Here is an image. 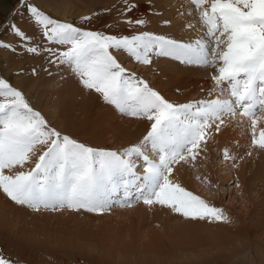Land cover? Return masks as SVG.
<instances>
[{
    "label": "snow or ice",
    "instance_id": "obj_1",
    "mask_svg": "<svg viewBox=\"0 0 264 264\" xmlns=\"http://www.w3.org/2000/svg\"><path fill=\"white\" fill-rule=\"evenodd\" d=\"M146 3L152 15L163 14L152 0ZM190 3L206 31L185 40L149 31L117 35L86 30L53 18L32 0H20L19 7L30 14L49 45L34 42L13 23L11 30L26 53L46 54L49 65H70L83 88L94 91L122 116L149 121L150 127L139 142L122 149L92 147L53 127L22 90L0 76V192L37 213L83 210L103 214L113 207L131 208L142 202L191 221L230 223L222 208L187 190L174 173L182 164L195 166L228 117L248 118L251 146L264 151V129L259 138L255 133L264 114V0ZM114 7L122 23L133 28L149 23L132 15L140 7L136 0H120ZM110 12H96L81 20L91 21ZM0 47L16 51L8 43ZM121 50L147 66L155 56L184 66L216 68L217 74L211 76L213 87L207 93L214 98L167 99L123 66L116 54ZM32 73L36 75L37 70L33 68ZM244 158L231 155L227 148L223 151V159L233 168ZM204 183L213 190L216 187L207 177ZM0 264L14 261L0 254Z\"/></svg>",
    "mask_w": 264,
    "mask_h": 264
},
{
    "label": "rangeland",
    "instance_id": "obj_2",
    "mask_svg": "<svg viewBox=\"0 0 264 264\" xmlns=\"http://www.w3.org/2000/svg\"><path fill=\"white\" fill-rule=\"evenodd\" d=\"M185 1L186 2H184V0H168L166 1V5H168V8L173 9L172 11L170 9L168 14H170L175 21L179 22L178 34H181L179 37L189 40V38L184 37L185 32L189 29L184 27L185 23H192L195 29H200L199 31L202 32L199 35L205 32L206 28L203 26L202 22L199 21V13L190 3V0ZM32 2L36 3L41 10L53 18L64 22L75 23L77 26L86 30L125 35L120 33L119 30L121 28H132L130 25L121 22L122 17H120L113 8L110 13L99 15L91 21H82L81 17L83 16L91 15L96 12L103 13L108 9L106 7L103 8V6H100V3L94 2V0L90 1V3L81 0L74 7H71L73 10H71L70 15H67V17L61 16L60 9L55 11L56 6L60 5L58 2L62 3L63 0H32ZM19 4L20 0H0V43L11 44L12 47L16 49V51L13 52L10 49L0 47V76L10 81L13 86L22 90L31 105L36 110L41 111L42 115L45 113V118L53 127H56L65 134L77 138L71 131L69 132L70 128H68V126L71 122L70 119H68V122L65 121V119H60L59 122H56V119L50 120L56 107L55 109L52 108V105H55V98L54 95L48 93L47 89L50 87L55 89H59L61 86L64 87L66 96L62 100V104L64 105V108H62L63 110L68 109V112L71 114L79 112L80 106L78 104L81 98L87 96L88 93L95 95L96 93L82 87L79 78L72 71L70 65H49L46 54H28L20 47L21 41L14 35L10 27L13 23L25 31L27 35L32 36L34 42L40 43L45 47L49 45L46 41L42 40L39 26L34 25L30 14L20 8ZM53 4L55 6H53ZM81 6L82 10L85 9V11H82L83 13L79 11ZM148 11L138 16V18L147 20L149 14H151L150 16H161L152 15L151 11H149L150 13ZM13 12L16 14L13 15ZM182 26L184 30H181L180 27ZM156 34L164 35L161 33ZM166 36L179 38L173 34H166ZM116 54L124 67L134 71L138 76L148 81L150 86L154 88V84L151 83L152 75L147 73L146 70L149 66L135 62L122 50L116 52ZM153 59V61L157 62L156 58L153 57ZM160 59L163 61H166V59L169 60V63L175 67L177 75H179V66H181V73L185 70L186 73L192 77L194 76L192 74L196 71L204 73L208 79H210L212 75L217 74L216 68L184 66L169 58L161 57ZM155 62H153V64ZM172 65L170 66L173 67ZM33 68L37 70L36 75L32 73L31 69ZM45 69H47V71ZM27 79H29V81ZM48 82L49 84H47ZM70 82H73V85ZM74 87L77 88V92L79 91L78 94L75 93V95L77 94L78 96L72 94L68 99V92L76 91ZM202 98L212 99L214 97L204 95L199 99ZM190 99L198 100L196 96H192ZM97 102L101 103L98 99ZM111 109L115 112L113 114L115 118L117 117L116 119L119 124L125 120H144L124 117L113 106H111ZM91 112L93 115H90V118L95 116L96 109H92ZM77 116L78 114L74 117L71 115V118L74 120L76 119V121H74L75 123L71 126L72 128L76 126V123L79 124ZM263 117L264 114H261L260 119H262V121L259 119L255 129L257 138H259L260 131L264 129ZM59 123H61V125ZM88 123V121L84 122L85 129ZM60 126H62L63 129L60 128ZM67 128L68 130H65ZM103 130L106 131L104 128ZM224 130L229 133H236L235 135L241 138L240 140L234 141V136L229 135V140L232 142L231 147L237 146V153L231 151V155L244 156V160L254 156L253 150L257 151L258 149L251 146L253 133L251 121L248 118L241 117V119H239L237 116L235 118L228 117L226 118L225 126H222V131ZM230 137L232 139H230ZM77 139L81 142L85 141L84 143L88 144L86 140H83L84 138L78 137ZM208 143L212 148L198 158L195 166L182 164L178 167V170L175 171L174 176L175 179H177L179 175L186 174L187 178L193 179V182L196 181L193 185L194 194L222 208L226 216L229 217L230 223L197 221L198 224L209 228L198 226L199 228L192 229L193 232L188 234L190 236L185 237V239H179L177 236H173L175 228L167 229L166 233L165 222L162 221L164 224H161L158 222V219H156L158 217V215H156L157 212L162 213L164 211L160 206L148 207L141 202L131 208L113 207L103 214L89 213L83 210L79 212L64 210L57 212L42 211L37 213L16 205L10 199V204L8 203V205L4 207L3 200L7 197L0 192V241L7 246L9 245L7 249L8 252L2 253L0 251V254L14 261V264H264V227H262V233L260 232L259 235L253 237L251 236L249 241L244 229L246 224H254L253 222L258 219H260L261 223L264 225V178L261 180L262 182L259 181V185L251 191V196H248L247 192H245L246 190L244 191L243 183L240 182L239 179L237 181L235 170L238 168H232L230 162L225 164L227 167L221 164L223 151H221L222 148L219 149L222 143L219 136L214 133ZM90 146L96 148L104 147L106 149H122L127 145H121L118 141L109 138L104 146ZM248 151L252 152L251 156L245 155ZM240 163L241 161L239 164ZM252 169L253 165L249 166L248 172L251 173ZM5 171L7 173V170ZM209 172H212L211 174L215 176V178L213 177V179H215L214 183L212 178L208 175ZM226 173L227 176L225 175ZM246 175H248V173H246L245 176ZM198 176L200 179H197ZM205 177L211 181L212 185H217H215L216 187L214 190L204 183ZM198 180L200 185L197 184ZM237 184H240L239 187L236 186ZM204 189L205 191H203ZM170 212L171 211L168 210L167 213L172 217L177 215ZM88 216H94L96 218L92 220V222H89V224H84ZM164 218L165 216L161 215V219ZM179 222L184 223L188 221L180 219ZM77 223H79V226H82L84 232H79L78 229H75L79 227ZM90 224L91 226L88 227ZM218 234L221 235V239L217 238ZM236 234L239 235V238ZM78 236V240L82 238L84 240L70 249L69 253L64 254L63 252L65 250L61 248L55 251L57 246L62 245V240H65L64 243H70L74 242ZM87 238H89V242L92 244L91 246L86 244L85 240ZM233 238H235L236 241L235 239L233 240ZM16 244L28 251L30 248L34 249L36 251L34 259H32L34 255H32V258H29L28 255L20 258L19 255L14 252ZM22 244L27 248H25L24 245L21 246ZM152 246H156V248L159 247L158 253L147 252ZM172 254H175L178 258L180 257L179 260H173V258H171ZM141 261H144V263Z\"/></svg>",
    "mask_w": 264,
    "mask_h": 264
},
{
    "label": "bare ground",
    "instance_id": "obj_3",
    "mask_svg": "<svg viewBox=\"0 0 264 264\" xmlns=\"http://www.w3.org/2000/svg\"><path fill=\"white\" fill-rule=\"evenodd\" d=\"M80 1L81 0H63L62 3L58 2L60 5L56 6L55 11H58L60 9L61 16L67 17V15H70L71 10H73V8L71 9V7H74ZM85 1H88V3H90V1H92V0H85ZM95 1L100 3L101 4L100 6H103V8L104 7L108 8V9H112L113 8V10L116 11V12H117V10H116V7H114V6H119L120 5V0H101V1L100 0H94V2ZM166 1H168V0H152V3L154 5L155 9L163 13L160 17H156V16H150L151 14H149L150 12L148 11L149 9H148V5L146 3V0H136V2L139 3L140 7L137 10H135V12L132 13V15L134 17L138 18V16L143 15V13L148 11L149 12L148 13L149 16L147 15L148 16L147 20L149 21V23L146 26L139 27V28H133V27L131 29L121 28L119 30L120 33L125 34V35H132V34H135V33L142 32V31H149V32H153L155 34L156 33H161V34H164V35L173 34L176 37L181 36V34H178L179 33V22L175 21L171 17V15L168 14V12L170 11L171 8H168V5H166ZM184 2H186V1L184 0ZM53 6H55V5L53 4ZM205 6H207V5H205ZM76 9H78V8H76ZM172 10L173 9H171V11ZM79 11L82 12V11H85V9L82 10V6H81ZM164 17H165V19H171L172 23L170 25H165L162 22V21L165 20ZM180 28H181V30H184L183 26L180 27ZM199 30L195 29L194 27L189 28L185 32L184 37L185 38H189V40L190 39H194L197 36H199V34L202 32V31L200 32ZM179 38H181V37H179ZM154 58H156L157 62L154 61L155 63L151 67L149 66L150 68L149 67L146 68L147 73L152 75L151 83L154 84V88L156 90L160 91L161 94H163L167 99H169L171 101L186 102V101L191 100L190 98L192 96L193 97L196 96V98L199 99L201 96L207 95L209 89H211L213 87V82L211 81V78L208 79L207 76L204 73L200 72V71H196L195 73H193L192 75H194V76L192 77V76L188 75L185 70H184L183 73H181L180 72L181 66H179V75H177L176 71H175V67L172 64L169 63L170 62L169 60L166 59V61H163L162 59H160L161 57L158 58V57H155V56H154ZM170 65H172L173 67H171ZM27 80L29 81V79H27ZM67 83H68V81H67ZM47 84H49V82ZM71 84L73 85V82ZM51 85H52V83H51ZM74 88H76V87H74ZM202 88H203V91L201 90ZM177 89H180V91L177 92ZM47 90H48V93L54 95V98H55V105H52V108L55 109V107H56V110L53 111L54 114L52 116L54 118H52L50 116L51 117L50 120L52 121V119H56V122H59L60 119H62V120L65 119V121L68 122V119H70L72 123L69 121L70 122L69 126H68V128H70L69 132L71 131V133L76 135L77 138L78 137L84 138L83 140H86L87 143L90 144V145L104 146L106 144L107 140L109 138H111L114 141H118L121 145H125L126 144L127 146H129V145H131L133 143L139 142L142 139V137L144 135H146V133H147L149 127H150V122L147 121V120H133V121L125 120L124 122H122L123 124L122 123L119 124L117 119H116L117 117L115 118V115L113 114L115 112L112 111L111 105H108V104L104 103L101 100V97H99L97 94L96 95L95 94H89L87 92L88 95L85 96L84 98H81V101L78 104L80 106V109H79V112H77L76 114H78L77 119H79V122H78L79 124L76 123L75 124L76 126L72 128L71 126H72V124L75 123L74 121H76V119L74 120L73 118H71V115H73V117H74L76 114H71L70 112H68L69 111L68 109L67 110H65V109L63 110L64 105L62 104V100L66 96V91H65L64 87L61 86L59 89H55L53 87H50ZM78 92H77V88H76V91L74 90L72 92H68V94H67L68 97L67 98L69 99L70 96H72V94H74V96H78L77 95ZM75 93H77V94L75 95ZM80 93H82V92H80ZM97 99L101 103L97 102ZM64 100H66V99H64ZM57 107H58V109H57ZM94 108L96 109L95 116L94 117L92 116L90 118V115H93L91 110L94 109ZM68 113H70V114H68ZM44 115H45V113H44ZM237 117H239V119H241L240 116H237ZM263 119H264V117H263ZM85 121L89 122L86 125V129L84 127V125H85L84 122ZM260 121H262V119H260ZM59 124L61 125V123H59ZM57 125H58V123H57ZM60 128H62V126H60ZM68 128L65 129V130H68ZM103 128L106 129V131H104ZM221 133H216L219 136L220 140L222 141L221 145L219 146V149L222 148L221 151H224V149L227 148L229 153L231 151L237 153V149H236L237 146L235 145L233 148L231 147L232 142L229 140V135L234 136V138H233L234 141L240 140L241 138L238 135H235L236 133H229L226 130H224V131L221 130ZM220 134H221V136H220ZM230 139H232V138L230 137ZM111 142H113V141H111ZM211 148L212 147L208 143L207 151H210ZM253 153H254V156H251L250 158H246L245 160L241 161V163L239 164L240 166L238 167V169L235 170V172L237 174V177H236L237 181L239 179V181L243 183L244 191L246 190L245 192H247L248 196H251L250 195L251 191L254 190L257 187V185H259L258 182L261 181L264 178V151L261 152L260 150H257V151L253 150ZM228 162L229 161H225L223 158L221 160V164H224V165L226 163H228ZM251 165H253V169H252L251 173H249L248 172V168ZM230 166H231V163H230ZM211 173L212 172H209L208 175H209L210 178H212L213 183H214L215 179H213V177L215 178V176L213 174H211ZM246 173H248V175L245 176ZM225 175L227 176V173ZM225 178H228V177H225ZM176 180L183 187H185L187 190L193 192V185L196 183V181L193 182V179H189V177L187 178L186 174L179 175ZM194 180H196V179H194ZM198 182H199V180H198ZM198 182H197V184L200 185V182L199 183ZM203 191H205V189ZM3 201H4L3 202V206L4 207H6L8 205V203L10 204L8 198H5ZM0 210H1V208H0ZM163 210L165 212L164 211L162 213H158L157 212L156 215H158V217L156 219H158V222H160L161 224L162 223L164 224V222H165L166 231L165 230L164 231L166 233H167V229L169 230L171 228H175V230H174L175 233L173 234V236H177L179 239H181V238L185 239V237L190 236L188 234H191L193 232L192 229L199 228L198 226H201V227H204V228H207V229L209 228V227L203 226L201 224H198L197 221H191V220L185 219V218H183L182 216H180L178 214L177 215L175 214L176 216L172 217V216L168 215L169 213H167L168 212L167 209L165 210L163 208ZM161 215H164L165 218L161 219ZM95 218L96 217H94V216H88V218L84 221V224H89V222H92V220H94ZM180 219H185L188 222H184V223L179 222ZM162 221H164V222H162ZM253 223L254 224H251V225L250 224H246L244 226L245 234H247V236H248V241H249L251 236L253 237L255 235H259V233L262 230V227H264V225L261 223L260 219L254 221ZM91 224L88 227H90ZM209 225H211V224H209ZM77 226H79V223H77ZM207 226H208V224H207ZM75 229H78L79 232L83 231L82 226H79L78 228H75ZM79 236H78V238H76V240H74V242H70V243H64L65 240H62V245L63 246L62 245L61 246L60 245L57 246L55 248V251L57 249L61 248V249L65 250L63 252L64 254L69 253L70 249H72L75 245H78L80 243V241L84 240L83 238L78 240ZM236 236H238V238H239V235L236 234ZM217 238L221 239L222 237H221L220 234H218ZM234 239L235 238H233V240ZM225 240H226V238H225ZM89 241H90L89 238H87L85 240L86 244L88 246H91L92 244ZM235 241H236V239H235ZM23 245L24 244H22L21 246H23ZM8 248H9V245L7 246L6 244H4L3 242L0 241V251L2 253L8 252L7 251ZM14 248H15L14 252L17 255H19L20 258L21 257H25V255H28L29 258H32V255H34L33 258H32V259H34V257L36 256V251L34 249L30 248L29 251H28V250H26L24 248H21L17 244H16V247H14ZM25 248H27V247L25 246ZM158 251H159V247L156 248V246H152V247L149 248V250H147L148 253H150V252L158 253ZM7 256H9V255H7ZM171 258H173V260L176 261V259L179 260L180 257L178 258L175 254H172ZM28 262H29V260H28ZM141 262L144 263V261H141ZM20 264H22V263H20Z\"/></svg>",
    "mask_w": 264,
    "mask_h": 264
}]
</instances>
